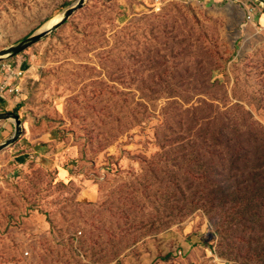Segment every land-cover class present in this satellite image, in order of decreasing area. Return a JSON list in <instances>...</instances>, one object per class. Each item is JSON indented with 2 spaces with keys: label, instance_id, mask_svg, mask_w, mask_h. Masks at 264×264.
Segmentation results:
<instances>
[{
  "label": "rangeland",
  "instance_id": "obj_1",
  "mask_svg": "<svg viewBox=\"0 0 264 264\" xmlns=\"http://www.w3.org/2000/svg\"><path fill=\"white\" fill-rule=\"evenodd\" d=\"M79 1L0 0V52ZM262 17L256 0H86L0 62L20 89L0 114L23 124L0 154V264H264V197L245 191L264 165Z\"/></svg>",
  "mask_w": 264,
  "mask_h": 264
},
{
  "label": "water",
  "instance_id": "obj_2",
  "mask_svg": "<svg viewBox=\"0 0 264 264\" xmlns=\"http://www.w3.org/2000/svg\"><path fill=\"white\" fill-rule=\"evenodd\" d=\"M256 1L264 6V0H256ZM85 2L86 0H80L74 7L69 9L63 15L62 20L57 25H55L52 29L50 30L43 29L42 31L36 33L32 37L20 43L18 46H14L10 49L0 52V62L6 59L16 58L20 56L21 54L25 53L27 50H29L33 46L41 43L44 39L49 37L51 34L60 30L64 25H66L70 21L71 17L77 11H79L80 9L84 7ZM2 121H14L16 123L17 128H16L14 138L10 142H8L5 146L0 148V154L3 153L5 150L9 149L10 147L14 146L16 143H18L23 133V124L21 121V117L19 115L15 113L0 114V122Z\"/></svg>",
  "mask_w": 264,
  "mask_h": 264
},
{
  "label": "trees",
  "instance_id": "obj_3",
  "mask_svg": "<svg viewBox=\"0 0 264 264\" xmlns=\"http://www.w3.org/2000/svg\"><path fill=\"white\" fill-rule=\"evenodd\" d=\"M260 158L264 157H259L257 156L258 162H264V160H261ZM253 172L251 173V177L249 181H246L247 186L245 187V191L249 194H253L252 199L256 200L258 197H264V165H259L254 167ZM249 200V199H247ZM259 214L258 213H253V217L257 218ZM262 219V217H260Z\"/></svg>",
  "mask_w": 264,
  "mask_h": 264
},
{
  "label": "built area",
  "instance_id": "obj_4",
  "mask_svg": "<svg viewBox=\"0 0 264 264\" xmlns=\"http://www.w3.org/2000/svg\"><path fill=\"white\" fill-rule=\"evenodd\" d=\"M6 71L9 72V74L12 73V75H14L13 76L14 79H17V78L23 76V74H24L22 72L19 73L18 71L14 72L12 66H9L6 69ZM0 75H1V71H0ZM16 92L19 93L20 89L17 88L15 85H13L10 81H1L0 80V101H3V100L6 101L9 96H12Z\"/></svg>",
  "mask_w": 264,
  "mask_h": 264
},
{
  "label": "bare ground",
  "instance_id": "obj_5",
  "mask_svg": "<svg viewBox=\"0 0 264 264\" xmlns=\"http://www.w3.org/2000/svg\"><path fill=\"white\" fill-rule=\"evenodd\" d=\"M63 18V15L59 16L58 18H56L55 20L51 21L50 23H48L44 30H50L52 29L55 25H57Z\"/></svg>",
  "mask_w": 264,
  "mask_h": 264
},
{
  "label": "crops",
  "instance_id": "obj_6",
  "mask_svg": "<svg viewBox=\"0 0 264 264\" xmlns=\"http://www.w3.org/2000/svg\"><path fill=\"white\" fill-rule=\"evenodd\" d=\"M205 1L217 3V2H222V1H226V0H205ZM261 22H264V17L261 18Z\"/></svg>",
  "mask_w": 264,
  "mask_h": 264
}]
</instances>
